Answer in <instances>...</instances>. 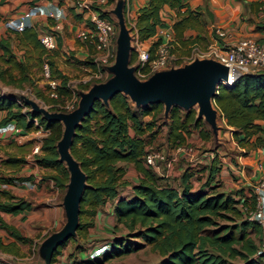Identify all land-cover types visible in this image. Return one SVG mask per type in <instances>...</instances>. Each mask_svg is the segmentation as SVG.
<instances>
[{
  "label": "trees",
  "instance_id": "16d2710c",
  "mask_svg": "<svg viewBox=\"0 0 264 264\" xmlns=\"http://www.w3.org/2000/svg\"><path fill=\"white\" fill-rule=\"evenodd\" d=\"M109 3L110 0L105 1V4ZM164 5L175 11L171 22L174 38L172 53L178 59L187 55L192 46L199 45L204 35L184 34L187 28L202 30L205 26L196 9H190L180 0H147L137 10L130 29L139 41L155 36L157 27L165 24L161 19ZM248 6L251 9L252 3ZM101 14L108 17L105 11H101ZM256 27L264 28V22L256 23ZM9 30L39 48L40 58L45 49L37 40L32 26ZM157 42V39L152 40L148 47L150 58ZM134 59L135 53L131 51L129 63ZM177 59L174 65L179 64ZM0 62L5 65L0 67V80L21 87V83L27 80L26 67L15 58L8 37H0ZM85 62L90 63L91 70L98 66L91 59ZM38 64L41 65V60ZM47 64L49 77L58 79L55 85L56 97H46L36 90L33 92L36 97L50 104L49 110H54L53 106L71 97L72 91L68 76L54 68L49 54ZM13 69L18 72V77L14 78L7 72ZM88 87L89 83L80 84L81 89ZM212 103L218 111V118L229 127L233 141L243 149V153L264 145V70L243 73L229 85L219 84ZM0 110L4 111L0 123L12 121L17 127L29 130L37 128L33 122L35 118L37 124L47 130L35 160L39 165L51 169L46 177L58 189H65L68 171L58 159L56 151L62 124L46 120L40 113L31 110L25 100L17 101L11 94L0 93ZM145 116L148 118L144 119ZM161 117L163 104L160 101L134 105L126 94L116 92L107 102L94 100L90 111L75 127L70 152L86 177V186L79 201V222L75 235L92 225L98 206L107 200L113 201L112 231L115 232L118 226L124 230L121 234L111 236L107 242L108 247L100 256L86 257L81 261L96 263L101 257L108 259L122 256L149 246L158 253L160 264H260L259 260H264L261 226L255 220L247 219L242 209L244 206L252 208L254 198L240 190L236 197L218 190L220 183L215 176L221 166L217 164L216 156L210 158L204 166L207 170L206 178L195 190L191 189L190 184L193 172L188 169L180 173L175 185L163 181L161 175L144 163L147 144L155 138L158 132L156 122ZM165 118V141L170 148L185 144L192 130L204 141L211 136L210 129L204 127L203 119L197 117L193 107L183 109L173 105ZM123 164H129L134 171L131 180L124 176L126 168ZM30 179L31 176L0 175V182L6 183ZM119 188L127 189L128 193H120ZM0 194L10 200L7 203L0 200L2 212L15 214L31 207L27 199L16 198L4 190ZM0 228L22 243H30L32 240L22 235L13 225L5 223L1 217ZM74 239L75 236H70L57 245L49 263L54 260L59 247ZM0 250L16 252L12 244H5L1 239ZM0 264L3 262L0 261Z\"/></svg>",
  "mask_w": 264,
  "mask_h": 264
},
{
  "label": "crops",
  "instance_id": "0c3cea01",
  "mask_svg": "<svg viewBox=\"0 0 264 264\" xmlns=\"http://www.w3.org/2000/svg\"><path fill=\"white\" fill-rule=\"evenodd\" d=\"M74 1L0 0V37L9 38L10 47L15 58L26 67L25 74L27 75V80L23 82H28L29 84L31 82V89L33 91H40L41 93H43L42 90L45 88L43 85L45 82L46 89L43 95L46 97H49L47 95V77L43 73L42 64L45 61L47 62L48 54L54 68L67 75L68 78L74 72L79 73V69L84 70L85 67L91 68L90 63H86L85 61H90L94 54V46L87 40L76 36L77 31L84 28L86 19L84 12L75 7ZM105 1L102 3L103 7H99L101 11H105L107 14L110 11L114 15L112 12L113 7L121 3L125 23L129 21L132 24L139 7L147 2V0H110L109 4H105ZM47 2H51L56 7L61 8L62 17L60 29L56 32V48L51 51L45 50L40 58H38L39 48L32 45L31 42L21 39L20 35L11 32L9 29L15 28L7 22L10 19H16L29 12L27 18L29 24H33L34 28L48 29L52 20L46 18L43 14L34 12L33 8L34 5L45 6L47 8ZM180 2L186 3L190 9H196L200 19L205 23L202 30L198 28L185 29V35L200 36L201 34H208L210 40H212L213 29L220 27L232 39L251 36L255 39L264 40V28L256 27V23L264 22V0H180ZM249 3H252L251 9H249ZM174 16V9L164 5L161 19L167 25H170V27ZM108 18L111 19L109 16ZM34 31L36 32L35 29ZM154 38L155 36H152L141 42L143 45L149 47ZM39 60H41V65L38 64ZM14 71L16 70H8L7 72L11 73L14 78L18 77V72L14 73ZM5 79L8 80L7 75H5ZM56 81L58 82V79ZM0 82L3 83L1 80ZM4 84L12 83L4 82ZM11 93L14 92L8 89L5 94ZM3 114L4 111L0 110V119ZM166 115L164 114V117ZM220 127L222 129L216 128L215 132L212 131L211 136L226 140L224 143H227L231 150L227 152L222 149L220 150L221 147H218L217 150L219 151L216 159L217 164L221 168L216 174L215 179L219 180V191L229 192L236 197L237 191L245 192L251 181L264 175V145L249 149L243 153V149L238 147L233 141L228 130L229 127L225 124H222ZM46 133L47 130L42 127L41 129L31 128L29 130L20 128L19 132L5 133L0 136V175L31 176V179L27 181H16L14 183L0 182V191L4 190L16 198H24L31 202L29 209L15 214L0 211V217L5 223L13 225L22 235L32 239L30 243H22L13 239L0 228L1 241L5 244H12L16 251L12 253L0 250V261L3 264L11 262L14 259L24 260L29 257H31L30 259L33 258L32 261L35 264H50L49 258L45 253L44 240L51 233L59 230L65 222L62 198L59 196L61 190L53 184L51 179L46 177L51 169L43 167L36 162L35 154L39 153V148L37 152H32V147L35 145L39 147L42 137ZM191 139L192 134L190 133L186 138V142L191 141ZM195 139L204 141L198 135ZM193 158L203 165L200 167V171L193 172L190 178L191 189L195 190L200 187L206 178L207 170L204 166L209 163V159L206 153L197 154ZM123 165L126 168L128 164ZM197 175L201 176L197 177ZM0 200L5 203L10 201L1 194ZM112 203V200H107L104 204L98 206L92 225L85 231L78 233V235L74 234L72 236H75V239L77 238L79 242H90L94 237L101 234H109L108 231H111L113 224ZM69 242L67 241L63 246L58 248V252L54 255V260L51 264H63L67 259L73 258L85 260V256L84 258H80L81 250L73 253L66 252ZM84 252L86 253V250Z\"/></svg>",
  "mask_w": 264,
  "mask_h": 264
},
{
  "label": "built area",
  "instance_id": "2783aa9c",
  "mask_svg": "<svg viewBox=\"0 0 264 264\" xmlns=\"http://www.w3.org/2000/svg\"><path fill=\"white\" fill-rule=\"evenodd\" d=\"M105 0H75L74 5L85 14L86 24L84 28L77 31L76 36L85 39L92 43L94 46V54L92 61L97 63V68L91 70L90 76L98 79L101 76V68L99 63L110 64L115 56V38L116 30L114 23L111 19L101 14L98 7L99 4ZM45 6L34 5V12L43 14L46 18L51 19L52 23L48 29H40L33 27L27 21L29 12L23 14L16 19H10L7 23L13 26L15 30H21L25 26H32L37 32V40L46 51H51L56 48V32L60 29V20L62 17V10L56 7L51 2H47ZM129 26L130 45L135 53L134 74L139 79H145L155 71L167 69L175 66L172 61L175 55L172 53L174 46L173 32L170 25L166 23L160 25L156 29L155 38L157 44L152 52L150 58V51L147 46L139 41L133 30L130 29L132 23L126 21ZM127 26V25H126ZM214 36L209 44L204 49H198V45L190 48L187 55L181 56L187 62L193 58H212L228 67L227 78L221 79V85H229L239 75L243 73H252L264 70V41L256 40L251 36H243L240 38L232 39L220 27L213 29ZM177 58V57H176ZM172 62V63H171ZM144 68V70H142ZM42 70L47 77V95L49 97H56L55 85L56 79L49 77V68L47 62H43ZM85 81V79H83ZM19 101V100H17ZM66 108H73L72 105L66 101L63 105ZM33 122L37 128L41 126L37 124L35 118ZM17 127L12 121L0 123V136L5 133L19 132ZM38 145L32 147V152L38 151ZM190 154L191 148L186 144H180L173 147L170 157L165 156L163 149H147L143 155L144 163L151 167L155 172L158 170V164L164 163L166 167H170L172 161L175 160L174 154ZM195 151L189 156L193 158ZM208 159L215 156L213 153H206ZM158 172V171H157ZM161 174V173H159ZM246 196L252 195L254 198V206L252 208L243 207V211L247 219L255 220L261 226V248H264V175L251 181L244 192ZM108 247L107 242H102L89 247L86 250L85 257L92 258L100 256L104 249ZM78 259H67L63 264H83ZM20 264V263H15Z\"/></svg>",
  "mask_w": 264,
  "mask_h": 264
},
{
  "label": "water",
  "instance_id": "95a60500",
  "mask_svg": "<svg viewBox=\"0 0 264 264\" xmlns=\"http://www.w3.org/2000/svg\"><path fill=\"white\" fill-rule=\"evenodd\" d=\"M112 12L117 18V35L114 61L107 67L112 73L111 76L91 84L84 91H79L77 106L67 112L49 110L29 98L24 99L31 110L40 113L46 120H55L62 124L61 136L56 141V151L58 159L65 164L68 171V180L62 196L65 222L59 230L44 240L48 258L57 245L75 234L78 225L79 201L86 186V177L79 162L71 154L70 145L75 127L90 111L94 100L107 102L116 92H122L134 105L160 101L164 114H167L173 105L188 109L196 103L197 117L203 118L212 131L215 132L217 128L215 122L219 114L212 103V97L220 80L227 78L228 67L212 58H193L183 66L158 70L141 80L134 74L135 67L128 66L132 47L122 4H116Z\"/></svg>",
  "mask_w": 264,
  "mask_h": 264
},
{
  "label": "rangeland",
  "instance_id": "374dc122",
  "mask_svg": "<svg viewBox=\"0 0 264 264\" xmlns=\"http://www.w3.org/2000/svg\"><path fill=\"white\" fill-rule=\"evenodd\" d=\"M98 7H103L102 3L98 5ZM108 16L111 18V20L114 23L115 26V30H116V35H117V21H116V17L110 12L108 11ZM127 27L129 28L128 24L126 23ZM130 33V32H129ZM212 35H214V32H212ZM116 39V38H115ZM210 42V37L208 34H204L203 36H201V40L199 41V45L197 46L198 49H204ZM201 44V45H200ZM116 45V43H115ZM133 51L132 49L130 50V52ZM173 55H175L173 53ZM177 58L175 57L174 60H176ZM91 60L92 57H91ZM177 60H179V64H175V66H183L187 63V61L184 58H178ZM114 61V60H113ZM113 61L110 64H106V63H99V67L102 69L101 70V76L98 79L92 78L90 76V72H91V68L89 67H85L84 70L83 69H79V73L78 72H74V74H72L69 78V87L72 91V95L69 98H65L64 101L62 102V104L59 102H57L53 107L55 108V111H64L67 112L71 109H73L74 107L77 106L78 104V100H79V91H84L86 89H81L80 88V84L81 83H89V86L95 82H99V81H104L105 79H107L109 76L112 75L111 72H109V70L107 69V67L109 65H111L113 63ZM134 62L135 59L132 63H128V66H134ZM173 64L177 63L175 61H172ZM171 62V63H172ZM0 67H3L0 64ZM14 73H16V71H14ZM137 76V75H136ZM43 79V78H42ZM83 79H85V81H83ZM142 80V79H141ZM44 90L43 93H45V89H46V84L44 82ZM31 85L28 82H23L21 84V87L17 86L15 87V85L13 84H4L2 82H0V93L5 94L6 90L9 89V91H13L14 93H11V95L15 96V98L19 101L24 100L25 98H29L35 102H37L39 105L42 106H46L47 108L50 106V104L45 103L42 99H40L39 97H36L33 90L31 89ZM68 102V104L72 105L73 108H66L63 105L65 104V102ZM191 107H193L196 110V114H197V104H193ZM148 117H145V119H147ZM203 119V118H202ZM166 118L161 117L159 120H157L156 125H157V129L158 132L155 136V138L149 142L147 144V149H163V152L165 154V156L170 157V155L172 154V150L173 148H170L166 141H165V132H166V124L165 123ZM204 121V127L210 129V133L212 134V130L211 127L208 125V123H206V121L203 119ZM216 125L218 126L217 129H222L220 126L222 124H224L223 120L220 118H216ZM225 129V128H223ZM192 134V139L191 141L186 142L185 144L191 148V153L195 151V155H199L202 153H213L215 156L218 154V147H221L220 150H225L227 152H229L231 149H229L228 144L224 143L223 139H217L215 137H210V139H208L207 141H201L200 139H195L196 136L198 135L197 132L195 130H192L190 132ZM190 153V154H191ZM190 154H174L175 160L172 161V164L170 167H166L164 165V163H159L158 164V172L156 171L157 174L161 175L163 178V181L170 183V184H177L178 183V179H179V175L180 173L184 170V169H188V171L191 172H197L200 171V167L202 166L201 162H198V160H195V158H190ZM194 155V157H195ZM125 177L128 180H131L132 178H134V171L131 169L130 165L128 164L126 167V172H125ZM205 175V174H203ZM201 176V175H197ZM127 189L125 188H119L120 192H124ZM64 189L61 190V194L59 195L60 198H62ZM82 219L84 220V216L82 217ZM64 222V221H63ZM109 234H101L97 237H94L93 240H91L90 242H79L78 239L76 238L74 241H70L69 244L66 247V252L67 253H73L75 251H80V258H84L85 256V252L84 250H87V248L102 243V242H108L111 238L112 235L114 234H121L124 232V230L118 226L117 230L114 232L112 231V227H111V231H108ZM262 242V240H261ZM77 243V244H76ZM79 244V245H78ZM78 247V248H77ZM31 257H29L28 259H18V260H13L11 262H6V264H15V263H20V264H35L32 260L30 259ZM260 264H264V260L260 259ZM83 264H160V257L158 255V253L155 250H152L149 246H143L141 248H139L136 251H132L129 252L127 254H124L122 256H117V257H112V258H108V259H103V257L100 258V260L96 263H83Z\"/></svg>",
  "mask_w": 264,
  "mask_h": 264
},
{
  "label": "bare ground",
  "instance_id": "6f19581e",
  "mask_svg": "<svg viewBox=\"0 0 264 264\" xmlns=\"http://www.w3.org/2000/svg\"><path fill=\"white\" fill-rule=\"evenodd\" d=\"M226 80V79H225Z\"/></svg>",
  "mask_w": 264,
  "mask_h": 264
}]
</instances>
